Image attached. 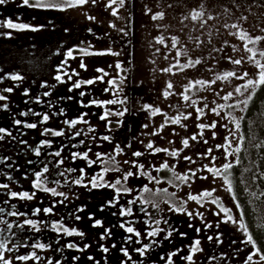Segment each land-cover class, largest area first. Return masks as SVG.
Segmentation results:
<instances>
[{"label": "flooded vegetation", "instance_id": "1", "mask_svg": "<svg viewBox=\"0 0 264 264\" xmlns=\"http://www.w3.org/2000/svg\"><path fill=\"white\" fill-rule=\"evenodd\" d=\"M145 1V4H144ZM211 1V0H210ZM194 2V3H193ZM201 0H178L177 6L179 10H183L184 8L188 7L195 9L196 4L200 3ZM119 6V4H117ZM153 3V0H125V3L123 6H121V10L123 11V16L125 20V31H124V41H118L117 38L118 35H121L120 33L114 34V40L113 37H111V44L114 47V49L106 46L105 47V40L108 41L107 37H105L104 42H102L101 45H99V49H90V48H82L87 51H104V50H111L114 53H119V55H88L85 56L82 54V52L78 51L81 50V48H74L78 49V53H75V51H72V56L75 57L74 60H83L88 59L91 60L92 58H96L97 65L93 66L89 64V67H87V74H85L86 77L83 76V70L80 65L78 67H75V72L81 73V77L78 80H89L94 78L93 71L96 69H104L109 75L105 77L104 82H97L93 85H85L80 89H73L72 91H69L70 88H72L70 85L66 84H55L53 81V73L54 71L51 68L44 69L45 72L49 74L50 73V83L46 82L44 78L41 77V70L42 65L39 67H31L26 66L21 67V72L24 73L23 81L24 84H27L28 86L24 87V91L30 94L29 97L26 96L29 99V102H34V104L37 106V109L34 110L35 113L39 114H48L50 119L46 123L38 124V127L36 129L37 136L43 137L44 135H41V133L47 128L52 130H59L60 127L58 125L60 124L59 121V114L57 107H60L63 110H66V114L64 117L61 116V119L71 121L77 119L82 113H87V115L84 117L85 120L88 121L87 124L79 123L77 124L78 129H85L88 130L84 135L79 136L84 143L78 144L75 143V149H72L73 152H80L84 153L88 151V148H91V152H89L90 159L95 160L96 153H102V154H112L114 149L117 147V145L123 149L122 154L115 157L116 161L118 162V166L121 169V172L118 171H109L105 173L104 180L105 182H113L115 179L113 178L114 175H118L119 177H122V173L126 172L130 169V163L126 164L124 161H136L139 164H142L144 166L145 171L149 173L150 176L159 178L161 181L159 184H156L154 181H150L148 179V176L140 175L136 177H131L124 185L126 188H136L134 194H122L119 197L118 202L115 204V206H108V201L113 200V198L116 196L115 191L113 189L112 193H109L110 195L106 194L105 190H102L103 188H85V194L83 197L87 200L85 206L86 210L84 214H121V208H131L132 215L130 218L132 220L137 219H143L145 213L141 210L142 202H138L137 204H129L131 200L134 198H137L141 195L140 189L143 188L144 185H147L148 187L155 189H167L168 194H161L157 195L155 197H152L160 206H162V209L164 208V211H157L153 212L152 208L151 211H147L151 214H183L178 213L175 211H168L166 208H170L171 206L181 207L183 206L186 210H191L193 214L200 213L204 216H206V213L209 214H217L219 213L220 216L216 218H212L215 224H218V226L210 227L209 229H206L204 232L198 236L202 238H206L207 236L213 237L212 243H224L226 241H229V243L237 244L239 238H243V232L239 233L236 229H233L228 225L227 222L224 221L227 219V215H231L233 219L235 220H241L242 215L239 211V208L235 202V199L233 198L230 191H228V186L224 182V180L221 177L214 178L213 173L208 172L206 170L207 167L212 168H223V165L225 163H235L238 152H236V149H232L231 147L228 148L229 152L234 153V155H230L225 158V148H218V145H225L227 146V141L231 140L232 142V135L230 134V124L228 123L227 119L225 117H221V119L215 115L212 111H210L211 108L216 107L217 99H216V84L210 85V87L203 88L206 89L204 92H202V87L197 85L195 88H191V90L187 91V95L191 97L192 101H195L196 103L192 105L191 107H188L185 105V101L182 98V93H185V85L184 83H179L177 80L176 82L174 79L180 73V71L176 70L174 72L168 71L167 76L165 77V81L160 78H158L159 75H156L154 67L149 65L148 63V57L151 56V59L156 56L155 50L152 49L150 41L148 40V37H146L144 34L147 31L148 27L149 29H152V27L160 28L162 25L158 24L157 22L160 19L153 20V16L151 15L150 18L145 19L143 18L142 14H145L147 16V10H159L157 6ZM23 4L24 10L18 11L16 14H18L19 17L34 19V21L37 23V26H45L51 25L52 28L55 24V21L58 22L57 19H51L48 24L44 23L40 19V15L42 12H52L53 14H61L66 13L68 16V19H71L72 22L76 21L75 16L70 15L72 11L75 8H66L65 10H41L37 8L28 7ZM87 10V8H90L92 10V4L89 2L86 5L82 6ZM28 9V11L26 10ZM165 10L167 9V6L165 5ZM170 10V8H169ZM38 14V15H35ZM33 15V17H32ZM86 17V16H85ZM81 21L82 25H77L78 27L81 25V28L74 29L70 28V31L67 33V35H71L74 32L78 34L79 31L83 29V26H85V23H83L82 20L78 19L76 22ZM103 22V21H102ZM104 23V22H103ZM166 23V21H165ZM182 26L186 25V21L183 23L179 22ZM167 24V23H166ZM152 26V27H151ZM164 26V25H163ZM166 26V25H165ZM198 26L199 23H198ZM145 27L146 29H143ZM86 28V26H85ZM156 28V30H157ZM141 29L144 30V34L142 33ZM54 30V29H53ZM155 32H158L156 31ZM195 30H198V28L190 29L189 32L191 33L192 42L196 45V49L194 50L195 53H201L205 57L207 55H211L212 58L214 57V53L212 54V46H215L214 44V34H203L202 30L200 33H195ZM41 31V27L40 30ZM74 31V32H73ZM149 32V31H147ZM154 32V31H153ZM90 33V32H89ZM97 34V37L95 36ZM95 34H87L85 37L86 40H97V41H103L102 35H100L98 32ZM155 34V33H154ZM90 36V37H88ZM127 37V40H126ZM153 35L150 36L152 38ZM149 38V39H150ZM55 40V39H54ZM56 41V40H55ZM90 43V41H88ZM123 42V43H122ZM101 43V42H100ZM147 46V50L145 51L144 45ZM198 43L201 44V48L198 47ZM209 44V48L205 46V44ZM36 44V43H35ZM91 44H95V42H91ZM68 46L70 44H67ZM117 45V46H116ZM121 45V46H120ZM142 45V47H141ZM37 47V46H36ZM36 47H33L34 49ZM123 47V49L121 48ZM26 48V47H25ZM66 48V47H65ZM118 50V51H117ZM137 52V53H136ZM141 54V55H138ZM134 56V61H133ZM143 56L144 61L146 63V71L151 73L152 78H146L143 79L141 83H134V77L139 75V62L138 59ZM106 57H110L112 59V67L108 69L106 66ZM124 57L126 58L124 60ZM108 59V58H107ZM132 60V62H131ZM138 62V63H137ZM117 63L121 65V68L116 67ZM52 66V65H51ZM201 67V66H200ZM198 68V67H197ZM153 69V70H152ZM110 70L117 71L116 73L119 74L120 78L117 79V84L120 87L119 96H114L111 92H105L106 84H108V81L112 79V75L110 73ZM201 71V69H200ZM44 72V73H45ZM161 73V72H160ZM191 73V72H190ZM29 74V75H28ZM202 73H197V75L201 76ZM206 74V73H204ZM80 75V74H79ZM100 75V73H99ZM150 75V74H149ZM92 76V77H91ZM91 77V78H90ZM125 77V79L123 78ZM53 79V80H52ZM43 80V81H42ZM77 80V81H78ZM148 80V81H147ZM213 78L211 77L209 81H212ZM76 81V82H77ZM122 81V82H121ZM160 81V82H159ZM171 83L173 87L171 89L167 88V85ZM42 84H47V87H42ZM192 84V83H191ZM190 84V85H191ZM32 85L31 87H29ZM73 85V84H72ZM109 85V84H108ZM31 89V90H30ZM60 89H65L66 93L58 95V91ZM169 91L172 93L171 95H168L167 98L163 95L165 91ZM92 91H99L100 94H102V98L99 97L95 98V94ZM33 92V93H32ZM49 92L50 95L45 96L44 93ZM81 92H90L89 94L81 97ZM199 92V93H197ZM98 93V94H99ZM197 93V94H195ZM25 94V93H24ZM98 96V95H96ZM68 97H72V99H68ZM75 99L77 100V103L75 102ZM96 99L98 101H108L112 99H125L126 102L124 104H115V105H107L106 107H98L96 105H92L89 107H85L82 109L80 106V101H83L84 104H88L91 100ZM75 104H72L74 103ZM51 103V106L49 104ZM144 104V105H143ZM74 105H77L76 108L77 111L71 113L69 112L70 106L73 108ZM207 105V107H205ZM143 106H150L144 108ZM127 109L128 111L125 112V114L121 117L115 114H112L109 116V120L111 121V124L109 125L107 121L101 120L100 117L104 113L105 110H108L112 113H116L120 110ZM201 108L203 109V114H198L195 109ZM69 109V110H68ZM153 109H159V112L156 115H152ZM91 112V113H90ZM191 113V115L188 117V119H182L181 124H173L171 123V119L175 118L178 115H187ZM34 116V115H31ZM41 118L40 115H37ZM36 116V117H37ZM199 116V119L197 118ZM35 121V118L27 119V121ZM41 121V119H39ZM122 121L121 124H117V121ZM241 121V119H240ZM213 122L216 123L215 128H208L201 130L197 127L198 124H205V125H211ZM144 125H147V127H144ZM183 125V126H182ZM226 125V127H225ZM43 126V127H42ZM68 126V125H66ZM163 126V127H162ZM80 127V128H79ZM94 129V131H92ZM65 133H72L73 131H67L64 129ZM203 131V136L198 137L196 141L191 140L190 138L193 135H196L197 133H200ZM156 133V134H153ZM215 133V135H213ZM219 133H221V137H219ZM69 134V135H70ZM35 135V134H34ZM103 136H109L110 140L105 141L102 139ZM241 136V133H240ZM46 138L52 139L55 136L47 135L44 136ZM93 137H95L93 139ZM175 139V140H174ZM188 139L189 140V147H184L182 144V140ZM207 141V143H204V141ZM152 143L155 148L160 149H168L169 151H177L179 150L178 156H171L166 154L165 152H159L156 153L151 149H148L146 146L148 143ZM175 144H177L175 146ZM241 142L238 143V148L240 149ZM211 149V153L208 152V150ZM140 151L143 153L140 157H134L132 155L133 152ZM159 154L160 155V161L158 163V156H155ZM185 157H191V162L189 160H186ZM167 163L169 168H163L162 166ZM82 169L85 170L86 175L83 177V183L88 184L89 183V177L91 173L94 170H100L102 169V165L95 164L91 167H88L85 162L83 161ZM74 171L78 172V169H76L74 166ZM156 169H161L160 171H156ZM171 169V171L169 170ZM132 171H136L135 168L131 169ZM190 172H195L196 176L191 177L189 182L184 183L182 181L176 180L175 175H184L189 174ZM134 180V181H133ZM136 186V187H135ZM193 187H197L198 194L196 192L190 193L192 191ZM220 187V189H219ZM100 191L101 194H98L100 198H95L96 196L91 195V193H95L96 190ZM221 190V191H219ZM205 191H211L212 196L204 197L199 203L196 201L188 199L189 196L195 195V196H201ZM223 191H226V194L223 193ZM144 196L147 198V194H144ZM98 197V196H97ZM130 197V198H129ZM96 199H99V203L97 206L91 205V203H94L97 201ZM216 200L218 203H212V200ZM94 201V202H93ZM219 205V206H218ZM209 206L212 207L211 210H208ZM147 205H143V208L146 209ZM221 207L225 209H229L230 211L225 214L223 211H221ZM103 209V210H101ZM166 210V211H165ZM67 214H71V212H68ZM139 216V217H135ZM209 218V216H208ZM155 219H158V217H155ZM154 219V220H155ZM161 221L167 220L168 223L164 224L161 222V224L158 226L160 228L164 229H171L175 230L173 227L176 225H171V223L176 222L177 219L171 218L166 215L161 216ZM148 222V219H146ZM144 222V225L138 224L139 227H134L137 231H139L141 234L143 230L145 232V236L149 230H152V227L150 228L147 222ZM126 223V222H125ZM126 226H131L130 224L126 223ZM146 226V227H145ZM148 226V227H147ZM177 230L179 229V223L176 226ZM125 229V228H124ZM181 233V232H179ZM247 236V233L244 232ZM165 234V232H164ZM219 236V241H217L216 237ZM223 237L224 239H222ZM151 239H157L156 237ZM201 242V241H200ZM149 243L146 241L144 245H148ZM152 247L147 252L146 257H150V252L152 251ZM202 249L203 251H209V249L206 247V244L202 243ZM224 252L221 249L215 250V253L217 256H219V253ZM218 253V254H217ZM223 255V254H222ZM221 255V256H222ZM141 256V255H140ZM142 256V257H144ZM171 255H167V258ZM176 255L172 256V259L175 258ZM220 256V257H221Z\"/></svg>", "mask_w": 264, "mask_h": 264}, {"label": "rangeland", "instance_id": "2", "mask_svg": "<svg viewBox=\"0 0 264 264\" xmlns=\"http://www.w3.org/2000/svg\"><path fill=\"white\" fill-rule=\"evenodd\" d=\"M13 1V0H11ZM152 1V0H151ZM178 0H153V3L157 6L159 10L153 11V10H147L146 14H142L143 18L148 19L152 15H156L159 13H163V18L160 19L157 23L162 25V27L157 28V27H152V29H147L149 32H145L144 30L146 29L145 27L141 29L142 33L148 37V40L150 41L152 49H154L155 54L153 53L155 58L151 59V56L148 57V63L149 65L153 66L155 69V77L157 75L160 80L165 81V77L167 76L168 71H165V69H171L172 72L178 70L180 73L176 76L174 81L176 80L179 83H184L185 87L189 86L191 83L193 84L195 81L198 80H203V81H209V79L212 77L213 80L216 79L217 75H222L225 72L228 71H236L238 75L247 72L248 77L246 79H256L257 78V69L250 63L244 62L241 65H234L230 62L229 57L232 59H239L241 57L245 58V61H247V57L249 53H247L244 50V41H241L238 39V36L232 35L231 33L239 32L241 29L247 33H249L252 37H264V0H201L200 3L196 4L195 11L191 8H184L183 10H179L177 6ZM196 1V0H195ZM18 6L23 5V0H14L13 3H16ZM110 2V0H97L95 4H92V10L90 8H83L82 6L74 7L75 9L72 11L70 15L75 16L76 21L78 19L82 20L83 23H85V26H83V29L77 33H74L65 37L64 39H61V30L60 28L62 27L60 22L55 21L56 26L48 25L47 27L42 26L41 31H39V35H42V32L44 34L43 38L44 40L36 37L33 39L32 36L29 38L22 37L25 43L30 45L31 48L36 47V51L33 50L32 54H27V55H20L16 57V59L10 61L11 64H16L19 66H30V67H39L42 65V70H41V77L47 80L46 82L50 83V73L44 71L46 68H51L54 73H53V79L57 74L63 75L64 72H67L69 75H71L75 71V67H78L81 64V61L89 67L90 65L96 66L97 65V59L92 58L91 60L88 59H83V60H74L73 58H70L67 56V53L71 50L73 51L74 48H90V49H99V45L104 42L105 37H107L108 41L105 40V47L108 46L112 49L114 47L111 44V37H113L114 40V34H121L118 35L120 38H117L118 41H124V31H125V20L123 16V11L121 10V6L114 5L113 8H119L118 15L113 16L111 15L112 8H108L107 5ZM194 3V2H193ZM145 4V1H144ZM165 5L167 6V9L165 10ZM155 6V7H156ZM23 8V6H22ZM170 8V10H169ZM28 11V9H26ZM45 10V9H41ZM193 12H203L204 15L200 20L193 21L191 19V14ZM38 15V14H35ZM17 15H14L11 17L9 20H11L14 24L18 25H28L30 27H38L37 23L34 21V19H29L28 18H23V17H16ZM86 16V17H85ZM92 16L95 19L94 20H89L87 17ZM241 16H246L247 20H242L240 19ZM33 17V15H32ZM41 21L48 24L51 19H55V17L52 14H48V12H42L41 15L39 16ZM185 17H188L185 19ZM209 17H213L212 19H209ZM153 19V18H152ZM156 20V19H153ZM72 22L70 24V28L74 29L76 28H81L82 22ZM104 23H103V22ZM166 21V23H165ZM186 21V25L182 26L184 24H180L179 22L183 23ZM204 21H207V23H204ZM198 23L200 26H198ZM233 23H237L239 25L238 28L233 29L230 27H225V25H231ZM81 24L79 27L77 25ZM115 25V27H112L111 25ZM164 25V26H163ZM166 25V26H165ZM69 28V30H70ZM157 28V30H156ZM198 28V30H195V33H200L202 30V35L207 33V34H214V44L215 46H212V54L214 53V57L212 58L211 55H207L206 57L202 55L201 53L196 52V45L192 42L191 33L189 32L190 29H195ZM54 29V30H53ZM60 30V31H59ZM91 30V31H90ZM158 31V32H155ZM154 31V32H153ZM90 32V33H89ZM99 33L102 35L103 41H97V40H88L90 43L86 40L87 38L85 37L87 34H95ZM17 33V31H16ZM21 33V32H20ZM155 33V34H154ZM153 35L152 38L150 36ZM96 38L97 34H95ZM14 38H17V36H12ZM42 37V36H40ZM90 37V36H88ZM175 37L178 40V43L176 46H173V40L172 38ZM67 38V39H66ZM150 38V39H149ZM160 38H163V43H159L158 40ZM30 42H28V40ZM56 41H55V40ZM127 40V37H126ZM91 42H95V44H91ZM101 42V43H100ZM36 43V44H35ZM123 43V42H122ZM25 46H28V45ZM67 44H70L69 46ZM145 51L149 48L143 43ZM141 45V47H142ZM117 46V45H116ZM121 46V45H120ZM207 48H209L210 43L205 44ZM249 47H253L256 49L258 52L260 50H264V40H260L257 44L255 45H248ZM66 47V49H65ZM198 47L201 48V44L198 43ZM123 49V47H121ZM92 49V50H93ZM118 51V50H117ZM180 52L182 53L181 55H177V53ZM137 53V52H136ZM141 55V54H138ZM108 58V59H107ZM126 58L124 57V60ZM133 61L134 56H133ZM199 59L201 61L200 64L196 65L195 67H187V63L189 60H197ZM257 59H260L262 63H264V58H261L257 56ZM67 61L66 64H64V61ZM137 62L140 64L139 66V75L134 77V83H141V81L146 78L151 79V73H147L146 71V63L144 61L143 56L138 59L137 57ZM106 66L109 68L112 67V59L110 57H106ZM132 62V60H131ZM52 65V66H51ZM201 66V67H200ZM198 67V68H197ZM152 69V70H153ZM201 69V71H200ZM59 70V72H58ZM119 70V69H118ZM88 70H83V76L87 74ZM45 72V73H44ZM117 71H112L110 70V73L113 77H116L117 79L120 78L119 74L116 73ZM161 72V73H160ZM191 72V73H190ZM202 73L201 76L197 75V73ZM81 71L80 75H72V79L68 80V76L64 75V81L65 83H59L55 79L53 80L55 84H66L70 85L72 87V84H74L79 78L81 77ZM206 73V74H204ZM150 74V75H149ZM99 73L94 70L93 71V76H98ZM92 77V76H91ZM90 77V78H91ZM125 79V77H123ZM245 80L241 79H235V78H229V80H216V99H217V104L218 105H224L225 108L221 110V115L218 116L220 119L223 115L225 119H227L228 123L230 124V129H232L235 132V136L232 135V142H231V148L232 149H237L238 148V143L241 142V136H240V127L239 130L235 129V123L239 122L240 125V119L242 117V114L245 109V105L243 103L240 104L239 107H232L229 108L227 107L230 104H236L238 101H243V100H249L253 92L255 91L256 88L254 89H249L248 92H245L243 96L235 92L236 87L243 85L246 83ZM43 81V80H42ZM148 81V80H147ZM160 82V81H159ZM109 86L106 84V87ZM202 89V92H204L206 89ZM243 91V89H242ZM95 94V98L99 97L100 99L102 98V94L99 93V91H92ZM86 93V92H85ZM90 92H87L89 94ZM99 93V94H98ZM199 93V92H197ZM195 93V94H197ZM228 93H233V97L230 100H223L222 97L227 95ZM98 95V96H96ZM85 96V95H84ZM31 104L33 105H28L27 109H24L21 112V116L24 121L27 119L35 118V121H26V122H36V120L41 119L39 116L34 115L31 116L32 114L29 113V115L24 116L22 113L24 112H29V110H36L37 106L34 104L32 101ZM144 105V104H143ZM83 108L82 105H80ZM36 107V109H35ZM146 108V106H143ZM91 113V112H90ZM37 116V117H36ZM231 121V122H230ZM43 127V126H42ZM80 128V127H79ZM37 136V134L35 133ZM219 137H221V133L218 134ZM175 140V139H174ZM34 144V141H32ZM177 144H175L176 146ZM155 156H158V163L160 161V155L157 154ZM96 159V158H95ZM235 162V161H234ZM96 166V165H95ZM119 173L121 171H118ZM100 173V170H94L89 179H92L95 177L97 174ZM104 178V176H103ZM113 178L115 180L117 179H122V177H119L118 175H114ZM115 180L112 182L114 183ZM105 181V180H104ZM134 181V180H133ZM111 183V182H109ZM136 187V186H135ZM197 187H193L192 192L197 191ZM220 189V187H219ZM102 190H105L107 192L106 194L110 195L109 193H112L111 188L108 187H103ZM136 188H133V191L130 194H134ZM58 192H63L65 191L63 189H58ZM221 191V190H219ZM32 192V191H31ZM30 192V193H31ZM226 194V191L224 192ZM69 199H71V194L69 192L65 193ZM116 195V193H113ZM127 194V195H130ZM198 192H196L195 195H197ZM130 198V197H129ZM77 203V201H75ZM72 205H74L72 203ZM75 207L77 206V209L83 208L86 210L85 203L84 204H75ZM171 206V205H170ZM152 211L157 212L158 210L151 207L150 205H147L146 210L147 211ZM208 210H211L212 207L209 206ZM166 210L169 211V208H166ZM165 210V211H166ZM164 211V208L162 209V206L159 205V212ZM192 212L191 210H187ZM83 215V214H82ZM99 218L94 217V222L95 220H100L101 218H104L106 220V223L109 225H113L112 223H125L130 224L132 227H139L138 224L144 225V222L146 219H148V225L151 228L153 225L151 224V220H154L155 217H158V219L161 218L162 215L169 216L171 218L177 219L176 222L171 223V225H176L179 223V229L177 230L176 226L169 227V228H174L175 230L172 232V236L169 239H165V234L164 232H161L156 236L158 242L157 245L152 246V251L150 252V257L148 258H136L134 256V251L133 256L134 259H131L129 264H165V261L167 259V255H171L172 253H176V256L173 260V264H248L247 262V256L251 254L254 251V247L250 243H245L247 240L246 234L238 229L237 224L233 223H228L230 227L233 229H236L239 233L243 232V238H239L237 244L229 243V241H226L224 243H212L213 240H209L207 236L206 238H202L198 235L204 232L206 229H209L210 227H206V225H211L213 226H218V224H215L212 218L218 217L217 214H209L206 213V216L202 215H196L194 214L193 217H189L186 214H151V217L145 215L144 217L146 218L145 220L143 219H137V220H132L130 216H122L121 214H97ZM93 217V214H88L87 218H85V223L83 224V232L86 237V235L89 234V230H87L88 225H92L93 222L89 220L88 218ZM209 216V218H208ZM220 216V214H219ZM139 217V216H135ZM191 225V226H190ZM146 227V226H145ZM148 227V226H147ZM73 227L70 228L72 230ZM199 229V231H197ZM168 230V229H166ZM151 231V230H149ZM143 232H145L143 230ZM141 234V240L143 243H150L152 240L151 238H146L145 233ZM185 233L186 235L181 236L180 233ZM198 234V235H197ZM83 237V239L85 238ZM212 237V236H211ZM224 239L223 237H221ZM79 239L81 242H84L83 239L79 236ZM199 240L200 242V248L202 249V243L204 242L206 244V247L209 249V251H206L202 249V251L197 252L195 255H193V260L188 261L184 259L188 255H191V247L194 244L195 240ZM78 240V241H80ZM139 241V239H138ZM90 245H94L93 243L97 242L90 238ZM96 244V243H95ZM115 246H120L119 242L115 243ZM121 244V243H120ZM135 244H138L136 242ZM124 246V245H122ZM137 245L134 249H138ZM97 245L94 246V248L91 249V251L97 250ZM221 249L224 252L219 253V256L216 255L215 250ZM136 252V251H135ZM217 253V254H218ZM223 254V255H222ZM222 255V256H221ZM221 256V257H220ZM161 257H164V259H161ZM116 264H122L123 259H119V257H116ZM119 259V260H118ZM259 257H254V262L258 261ZM115 260V259H113ZM112 260V261H113ZM118 261V262H117Z\"/></svg>", "mask_w": 264, "mask_h": 264}, {"label": "trees", "instance_id": "3", "mask_svg": "<svg viewBox=\"0 0 264 264\" xmlns=\"http://www.w3.org/2000/svg\"><path fill=\"white\" fill-rule=\"evenodd\" d=\"M11 0H7L4 5H0V95L6 96L7 99L0 101V105H7V109L0 108V119L5 122L3 126L4 129H14L11 131L12 137L16 139L13 140L12 137H5L3 141H0V184H9V189H0V208H4L5 211L0 213V221L5 223H0V228L6 229L4 236H12L9 247L13 250L11 252H5V258H10L13 264H47L50 259L52 264H56L57 261L60 264H116V257L119 259L126 260L127 258L123 255L121 249L125 248L129 254H133L136 258H148L146 256H140L139 252H135V247L140 245L142 247L145 243L140 237H136L134 234H129L124 228L120 227L119 222L112 223L109 225L106 223L104 218L100 217L102 222L101 227H94V219H90L93 222L92 225H88L87 230L89 234L85 236H80L81 239L85 237L81 242L78 235L68 236L64 234L63 228L73 229L83 232V224L85 223V218L88 214H84L85 210L77 212V204H86L87 200L83 197L85 194V188L83 186L75 185L72 181L75 178L80 177V169L84 165L83 160L76 159L73 160L72 153L73 150H77L73 145L75 143L80 144L82 140L80 137L72 138V133L78 130L77 126L75 128L69 129L64 123V119L61 116L67 115L63 110L61 114V108L57 107L59 114L60 127L59 130L73 131L71 134L65 133L63 136H55L52 139L46 137H40L34 135L35 129H29L23 127V123H27L26 120L21 116V112L27 109L28 105H33L29 102V99L25 95L24 87L28 86L24 84V73L21 72V67L16 64H11L10 61L16 59L20 55L32 54L33 50L30 45L25 43L22 37L31 39L34 37L44 40L43 32L39 35V31H32L28 29H12L8 28L6 22L9 21L11 17L17 15L18 11L22 9V6H18L17 2L13 3ZM19 2V0H18ZM28 8V7H27ZM24 10V9H22ZM49 14V13H48ZM51 14L61 23L60 28L61 39L69 36L67 33L70 31L71 19H68L66 13ZM18 25V24H17ZM54 26H56L54 24ZM17 31V33H16ZM21 32V33H20ZM12 36H17L14 38ZM42 36V37H40ZM28 42H30V40ZM67 39V38H66ZM45 41V40H44ZM28 46H25V45ZM26 47V48H25ZM66 49V48H65ZM78 50V49H77ZM74 49L75 53L80 52ZM31 68V67H30ZM20 75L23 77L21 80H13L10 77L12 75ZM29 75V74H28ZM30 85L29 87H31ZM11 88L12 91L8 92L6 89ZM31 90V89H30ZM33 93V92H32ZM65 94V89H60L58 95ZM77 103V100L75 99ZM72 103V104H75ZM77 105L72 108L70 106L69 112L77 111ZM34 112V111H32ZM15 120L22 121L21 125H16ZM19 130H25L31 132L29 135H21ZM10 131V130H9ZM240 133H241V147L238 152L237 158L233 167L229 170L226 175L231 182L232 191L231 194L235 199V202L239 208L240 213H242V220L247 226V234L250 233L256 242V247H258L262 253H264V85H259L256 87L255 91L248 100L245 106L244 112L240 121ZM70 134V135H69ZM51 135V134H50ZM53 136V135H52ZM26 141V144H21L20 141ZM50 140L51 147H43L40 149L41 155L36 156L32 149L40 146L41 141ZM34 141V144L32 143ZM30 146V147H29ZM56 151H61L60 157H55L49 155V153H55ZM78 151V150H77ZM4 158H8L6 161ZM63 159L64 163L57 167V161ZM32 160L35 163L28 164V161ZM47 163L49 167V172L47 173L48 183L46 187L63 189L71 194V199H67L64 203H56L62 197H53L50 193L35 190L33 188L34 176L33 171L39 172L44 164ZM11 165L12 167H9ZM78 169L77 171L68 172V169ZM63 172L64 175H59ZM10 175L13 179L10 181L6 179V176ZM27 176V178H25ZM59 181V183H55ZM9 191L20 192H31L36 191V196L32 200H19L13 199L8 195ZM58 192V191H57ZM96 196L95 198H100L98 194H101L99 189L91 195ZM98 196V197H97ZM93 201L91 205L97 206L99 199ZM77 201V203L75 202ZM72 203L74 205H72ZM88 203V202H87ZM46 208H52V213H46L43 210ZM35 209H40L41 211L34 215ZM16 211L18 213H24L26 215L22 216H11L9 212ZM71 212V214H67ZM83 214V215H82ZM75 215H79L81 219H75ZM100 216V215H99ZM97 214L93 217L99 218ZM25 219H32L33 221H38L41 223L37 224L40 228L39 231H35L30 226L25 225L23 229L19 228L18 225L23 224ZM97 220V219H96ZM11 224V232L7 231V225ZM61 226V231L58 233L54 230L53 226ZM106 229H110V236L105 239H101L102 234ZM84 233V232H83ZM131 236V240L128 241L126 238ZM90 238L97 241L90 245ZM142 243L135 244L137 241ZM80 240V241H78ZM120 246H115L118 243ZM44 244L46 249L41 250L39 248H33L34 244ZM68 243H73L76 248L69 249L65 247ZM121 243V244H120ZM27 245L16 247V245ZM85 245H90L85 251H79L77 249L84 248ZM97 245V250L91 251L94 246ZM124 245V246H122ZM102 247L109 248V252L104 253ZM138 246V248H140ZM58 249H63L62 251ZM32 252H36L40 257L39 261H19L16 259L17 256L28 255ZM74 257H79V259H74ZM92 257L94 259H89ZM132 259L133 256L131 255ZM115 259V260H113ZM118 259V260H119ZM113 260V261H112ZM118 262V261H117ZM130 261L128 262V264ZM150 264V263H148Z\"/></svg>", "mask_w": 264, "mask_h": 264}, {"label": "snow or ice", "instance_id": "4", "mask_svg": "<svg viewBox=\"0 0 264 264\" xmlns=\"http://www.w3.org/2000/svg\"><path fill=\"white\" fill-rule=\"evenodd\" d=\"M7 2V0H0V5H4ZM89 2L95 4L97 2V0H23V4L25 6L28 7H32V8H37V9H45V10H65L66 8H74V7H78V6H83L88 4ZM125 3V0H110V2L108 3L107 7L108 8H112V12L111 15L113 16H117L118 15V11L119 8H113L114 5L119 4L120 6H123ZM204 13L203 12H193L191 14V19L193 21L196 20H200L203 17ZM89 20H94L95 18L92 16H88L87 17ZM163 18V13H159L156 15H153V19H162ZM188 17H185V19H187ZM213 17H209V19H212ZM240 19L242 20H247L246 16H241ZM204 23H207V21H204ZM7 27L8 28H12V29H28L30 28V26L28 25H17L14 24L11 20L6 22ZM2 26V25H0ZM112 27H115V25H111ZM42 27V26H40ZM40 27H31L30 30L32 31H39ZM225 27H230L233 29H236L239 27V25L237 23H233L231 25H225ZM91 31V30H90ZM262 31H264V29H262ZM232 35H236L238 36V39H240L241 41H244V50L249 53L248 57H247V61H245L244 57H241L239 59H232L231 57H229V60L232 64L234 65H241L244 62H248L250 64H252L258 71H257V78L256 79H246L248 77V73L244 72L240 75L237 74L236 71H228L223 73L222 75H217L215 80L212 81H203V80H198L195 81L193 84L189 85L186 87L185 89V93H182V98L185 101V105L188 107H191L192 105H194L196 102L191 100V97L189 95H187V91L191 90V88H195L197 85H199L202 88H207L210 87V85L215 84L216 80H229V78H235V79H241V80H245L246 79V83H244L241 86L236 87L235 92L240 94L241 96L244 95L245 92H248L249 89H254L259 85H264V63L261 62L260 59H257V56L264 58V50H260L259 52L254 49L253 47H249L248 45L252 44L255 45L257 44L260 40H264V37H252L249 33L243 31L242 29L239 32H235V33H231ZM173 46L175 47L176 44L178 43L177 38L173 37ZM159 43H163V38H160V40H158ZM82 52L83 55L88 56V55H119V53H114L112 52L110 49L109 50H104V51H87L84 49L80 50ZM182 53L178 52L177 55H181ZM67 56L70 58H75L72 56V51L70 50L67 53ZM64 64L67 63V61L65 60L63 62ZM201 61L199 59L197 60H189L187 63V67H195L196 65L200 64ZM80 67L82 69H84L85 71L87 70V66L83 63V61H81ZM116 67L119 69L121 68V65L119 63H117ZM96 71L98 73H100V75L89 79V80H78L77 82H75L72 85V88L69 89V91H72L73 89H80L85 85H93L95 83L99 82H104V79L106 76H108L109 74L104 70V69H96ZM165 71H171V69H165ZM59 72V70H58ZM67 75L68 76V80L72 79V75H76L78 76L79 73L77 72H73L71 75H69L67 72H64L63 75L61 74H57L54 79L59 82V83H65L63 76ZM13 80H21L23 79L22 76L20 75H12L10 77ZM122 82V81H121ZM109 87L105 88V92H111L114 96H119V91H120V87L117 84V78L113 77L112 79H110L108 81ZM42 87H47V84H42ZM173 87V85L171 83H169L167 85L168 89H171ZM243 89V91H242ZM6 91L11 92L12 89H6ZM172 93H170L169 91H165L164 92V96L165 98H167L168 95H171ZM25 95H27V92H25ZM45 96L50 95L49 92H45L44 93ZM81 97H83L84 95H86L85 92H81L80 93ZM233 97V93H228L227 95L223 96L222 99L223 100H230ZM7 99L6 96L0 95V101H3ZM68 99H72V97H68ZM126 102L125 99H112V100H108V101H98L96 99L91 100L88 104H84L83 101H80L81 105L83 107H89L92 105H96L98 107H106L107 105H115V104H124ZM243 103L245 106L247 105L248 101L247 100H243V101H238L236 104H230L227 107L232 108V107H239L240 104ZM49 106H51V103L49 104ZM146 107H150V106H146ZM205 107H207V105H205ZM0 108L3 109H7V105H0ZM225 108L224 105H217L214 108H211L210 111H212L213 113H215V115L220 116L221 115V110H223ZM128 110L125 108L123 110H120L116 113H112L108 110H105L104 113L101 115L100 119L101 120H105L108 122V124H111V121L109 120V116L112 114L118 115V116H123L125 114V112H127ZM195 111L198 114H203V109L201 108H196ZM159 112V109H153L152 110V115H156ZM29 113H31L32 115H40L41 116V123H46L50 117L48 114H39V113H35L32 112V110H29V112H24L22 113V115L27 116L29 115ZM63 113V110L61 109V114ZM87 115V113H82L77 119L75 120H71V121H64V123L66 125H68L69 129L75 128L77 124L79 123H84L87 124L88 121L84 119V117ZM191 115V113L187 114V115H178L175 118L171 119V123L173 124H181V120L182 119H188V117ZM199 119V116L197 117ZM231 122V121H230ZM16 125H21L22 121L20 120H15L14 122ZM122 121H117V124H121ZM183 126V125H182ZM23 127L29 128V129H35L38 127L37 123H23ZM144 127H147V125H144ZM163 127V126H162ZM198 128H200L201 130L205 129L206 127L208 128H215L216 127V123L213 122L211 125H205V124H198L197 125ZM226 127V125H225ZM239 122L235 123V129L239 130ZM88 130L85 129H78L76 130L74 133H72V138L75 137H79L81 135H84ZM92 131H94V129H92ZM229 131L232 133L233 136H235V132L232 129H229ZM53 135V136H63L65 135V131L64 130H52V129H45L41 135L47 136V135ZM156 134V133H153ZM213 135H215V133H213ZM12 137V133L11 131L4 129V128H0V141H3L5 139V137ZM203 136V131H201L200 133H197L196 135H193L190 139L193 141H196L198 139V137H202ZM95 137H93L94 139ZM13 140H15V137H12ZM103 140L108 141L110 140L109 136H103L102 137ZM21 144H26V141L21 140L20 141ZM51 141L50 140H44L41 141V144L39 147L32 149V151H34L36 156H40L41 155V151L40 149L43 147H51ZM81 144L84 143L83 140L80 141ZM204 143H207V141L205 140ZM182 144L184 147H189V140L188 139H184L182 140ZM30 147V146H29ZM73 147H75V145H73ZM148 149L153 150L156 153L159 152H165L168 155H171L173 157L178 156L179 155V150L177 151H169L168 149H160V148H155L154 145L150 142L147 144L146 146ZM218 148H225V158L227 159L228 156L230 155H234V153L229 152L228 148L231 147V140L227 141V146L225 145H218ZM239 148H237L235 151L239 152ZM211 149L208 150L209 153H211ZM89 152H91V148H88V151L84 152V153H80V152H73L72 153V157L73 160L76 159H80L83 160L85 162V164L88 167H91L95 164H100L102 165V169H101V173L97 174L95 177H93L92 179L89 180L88 184H84L83 183V177L84 175H86L85 170L84 169H80V177L75 178L72 183H74L75 185H79V186H83L85 188H103V187H108L111 188L115 191L116 196L113 198V200L108 201V206H115V204L118 202L119 197L122 194H130L133 189L130 188H126L124 185L126 184V182L129 180V178L131 177H136V176H140V175H144V176H148V179L150 181H154L156 184H159L161 181L159 180V178L156 177H152L149 175V173L147 171H145L144 166L142 164L137 163L136 161H124V163L129 164L130 163V169L126 172L122 173V179H117L115 180L114 183H109V182H105L103 179V175L109 171H121V169L118 166V162L116 161L115 157L122 154L123 149H121L118 145L117 147L114 149L112 154H102V153H96V159H90L89 157ZM49 155H53L55 157H60L61 156V151H56L55 153H49ZM132 155L134 157H140L143 155V153H141L140 151H136L133 152ZM8 158H4V160L6 161ZM186 160H189L191 162V157H185ZM35 163L32 160L28 161V164H33ZM64 163L63 159H60L57 161V167H59V165H62ZM9 167H12L11 165H9ZM163 168H169L168 164L165 163L163 166ZM233 167V163L229 162V163H225L223 165V168H212V167H207L206 166V170L208 172L213 173L214 178L216 177H221L224 182L227 184L228 186V191H232V185L230 180L228 179V176L226 175V173L229 172V170ZM135 168L136 171H132L131 169ZM161 169H156V171H160ZM171 171V169H169ZM68 172L74 171L73 169H68L66 170ZM49 172V167L47 165V163L44 164V167L39 171H33L32 175L34 176V183H33V188L35 190H39V191H43L46 193H50L53 197H62V199L58 200L56 203H64L68 197L65 193L63 192H57L55 188H49L46 187V184L49 182L48 178H47V173ZM59 175H64L63 172H60ZM175 179L182 181L184 183L189 182V180L191 179V177H195L196 173L195 172H190L189 174H184V175H175ZM25 178H27V176H25ZM6 179L8 180H12L13 177L10 175L6 176ZM55 183H59V181H55ZM0 189H9V184H0ZM140 193L141 195L138 196L137 198H134L133 200H131L129 202V204H137L138 202H142L141 205V210L144 211L145 215L151 217V213H148L147 210L145 208H143V205H150L151 207L157 209L159 211V204L152 199V197H155L157 195H161V194H168V190L165 189H155L153 190L152 188L148 187L147 185H144L142 189H140ZM144 194H147V198L144 196ZM8 195H10L13 199H19V200H32L35 198L36 196V191H32L27 192H20L17 193L15 191H9ZM168 195H173V194H168ZM208 196H212V192L211 191H205L201 196H195V195H191L188 197V199L196 201L197 203H199L204 197H208ZM212 203H218L215 199L212 200ZM219 206V205H218ZM82 209H77V212L81 211ZM103 210V209H101ZM5 211L4 208H0V213H3ZM41 210L40 209H35L34 211V215L38 214ZM46 213H52L53 209L52 208H46L43 210ZM169 211H175L178 213H183L186 214L187 216H189L190 218L193 217V212L187 211L183 206L181 207H176V206H170ZM221 211H223L225 214H227L230 210L229 209H225L223 207H221ZM115 214V213H114ZM9 215L11 216H22V215H26L24 213H18L16 211H11L9 212ZM121 215L122 216H131L132 215V211L131 208H121ZM196 215H201L202 218V214L200 213H196ZM217 215H219V213H217ZM242 215V213H241ZM75 219L79 220L81 219V217L79 215H75ZM90 219H94V217L90 216ZM161 222H163L164 224H167L168 221L167 220H163L161 221V219H155V220H151V224L154 225V227H152V230L147 232L146 234V238H154L156 236H158L159 233L161 232H165V239H169L172 236V232L174 230L171 229H164V228H160L158 227ZM225 223L227 222H231L233 224H237L238 229L241 231H244L247 233V226L244 224L243 220H235L233 219V217L231 215H227V219L224 221ZM0 223H5L4 221H0ZM41 223L38 221H33L32 219H25L23 224L18 225L19 228L23 229L25 225L30 226L32 229H34L35 231H39L40 228L37 227V224ZM127 223V222H126ZM126 223H121L120 227L121 228H125L126 232L129 234H134L136 237H140L141 233L139 231H137L134 227L132 226H126ZM94 227H101L102 226V222L99 220H95L94 222ZM191 226V225H190ZM206 227H211V225H206ZM54 230L56 232H60L62 225L57 227V226H53ZM12 229V225L8 224L7 225V231L11 232ZM6 231V229L4 228H0V264H13L12 259L10 258H5L4 253L5 252H11L13 249L9 247V243L11 242L12 236H14L15 234L12 233V236H4V232ZM197 231H199V229H197ZM63 232L64 234L68 235V236H73V235H78V236H83L84 233L77 231L75 229H68V228H63ZM111 230L110 229H106L105 232L102 234L101 239H105L106 237L110 236ZM181 236L186 235L185 233H180ZM128 241L131 240V236L126 238ZM209 240H212L213 237L209 236L208 237ZM217 241H219V236L216 237ZM138 243H142L141 241H137ZM158 243H162V242H158L155 239H152L150 241V243L148 245H143L142 247L135 249V251L139 252V254L141 256H144L147 254V252L150 250V248L154 245H157ZM245 243H250L253 245L254 247V251L249 254L247 256V262L248 264H264V253L261 252V250L256 247V242L253 239L252 235L250 233L247 234V240L245 241ZM20 246H27V245H16V247H20ZM200 246V241L197 239L194 241L193 246L191 247V255H188L187 257H185L184 259L188 260V261H192L193 260V255H195L197 252L202 251V249L199 247ZM33 248H39L41 250L46 249V247H50V246H46L44 244H34L32 245ZM65 247L72 249V248H76V245L73 243H68L67 245H65ZM88 247H90V245H85L84 248H79L77 250L79 251H85ZM113 247H115V245H113ZM60 251H62L63 249H58ZM102 251L104 253L109 252V248L107 247H102ZM123 255L127 258L125 261L122 262V264H128L129 261H131L132 257L129 254V252L127 251V249L122 248L121 249ZM176 255V253H172V256ZM172 256H169L166 261L165 264H173V260H172ZM259 257L258 261L254 262V257ZM17 260L19 261H28V260H32V261H39L40 257L37 255L36 252H32L28 255H22V256H17L16 257ZM74 259H79V257H74ZM89 259H94L92 257H89ZM161 259H164V257H161ZM47 264H52V261L49 259L47 261ZM56 264H60L59 261L56 262ZM96 264H98V262H96Z\"/></svg>", "mask_w": 264, "mask_h": 264}, {"label": "water", "instance_id": "5", "mask_svg": "<svg viewBox=\"0 0 264 264\" xmlns=\"http://www.w3.org/2000/svg\"><path fill=\"white\" fill-rule=\"evenodd\" d=\"M49 14H51V12H48ZM27 121V120H26ZM29 123V122H27ZM31 123H37L40 124V120H36V122H31ZM5 125V122L0 119V128H3V126ZM10 131H15L14 129H9ZM18 132L23 133V135L25 136L26 134L29 135L31 132L25 131V130H19ZM33 134L36 133V129L34 130V132H32ZM37 134V133H36ZM38 135V134H37Z\"/></svg>", "mask_w": 264, "mask_h": 264}]
</instances>
